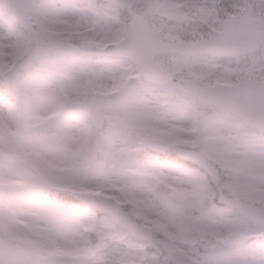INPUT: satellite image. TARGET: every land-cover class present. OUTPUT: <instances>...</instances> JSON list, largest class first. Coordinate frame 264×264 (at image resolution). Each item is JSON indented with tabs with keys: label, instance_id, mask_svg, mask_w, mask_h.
<instances>
[{
	"label": "rangeland",
	"instance_id": "rangeland-1",
	"mask_svg": "<svg viewBox=\"0 0 264 264\" xmlns=\"http://www.w3.org/2000/svg\"><path fill=\"white\" fill-rule=\"evenodd\" d=\"M137 1V11L169 41L191 42L216 27L218 15L203 0ZM88 3L23 0L31 26L24 35L0 12V239L12 244L0 248V264H264V245L225 243L264 239V229L235 210L209 205L215 194L264 207V147L254 142V134L234 128L225 110L197 107L193 94L178 82L127 90L126 76L138 78L130 64L74 57L107 52V44L121 35L107 22L87 30L90 21L110 12L76 11L91 8ZM251 3L264 15V0ZM236 5L231 0L228 11ZM35 45L41 54L26 71L19 70L18 62ZM261 51L248 58L249 77L264 74V45ZM160 58L171 71L205 81L227 82L243 69L198 56ZM86 92L101 100L104 125L99 130L68 113ZM190 116L192 122L186 120ZM136 138L143 146L159 142L167 149H196L220 172L216 193L203 180L166 164L132 159L125 152L137 147ZM37 190L59 196L96 193L119 202L154 232L153 249L144 252V244L125 238L109 218L88 210H63L62 219L55 203L32 198ZM171 191L186 201L176 204ZM15 221L30 231L17 228ZM91 237L109 238V252L90 255Z\"/></svg>",
	"mask_w": 264,
	"mask_h": 264
},
{
	"label": "water",
	"instance_id": "water-1",
	"mask_svg": "<svg viewBox=\"0 0 264 264\" xmlns=\"http://www.w3.org/2000/svg\"><path fill=\"white\" fill-rule=\"evenodd\" d=\"M112 1H116L118 3L120 2V0ZM130 3L132 4V2ZM0 4L14 19L18 20L19 22L28 24L26 21L25 12L22 8L21 0H0ZM136 17L138 19H135L134 17L135 20H133L129 26L127 38H125L120 45L116 46L117 48L115 49V52L120 55H128L131 58L135 59L142 66L145 77L149 80L157 82L166 81L171 78V75L164 71L161 67H159L157 63L152 61V56L154 54L164 50L171 52L179 51L183 53L204 51L221 53L223 51H227L234 46L233 43L236 39V36H234V29L241 23L233 21V23H229L224 26V30L222 32L212 34L205 41H199L190 45H180L177 43L165 44L160 42L157 39L155 33L147 28L143 17L141 15ZM244 18L248 19V34L246 35L245 40H239V44L241 45L239 46V48L248 46V50H250L252 49V47H255L256 39L260 35L259 27L262 21L260 19L252 17L250 14L247 16L245 15ZM148 43L154 44L153 49H149ZM38 53L39 48L36 47L20 61L19 67H27ZM182 81L186 86H188L195 92L197 98L201 102L224 105L236 113L238 112L247 116L250 115V113L242 107L241 103L238 102V92L242 90V87L231 89L230 86H202L188 79ZM255 108L254 119L250 120L249 123L264 129V93L258 99V103ZM80 111L94 120L97 123L96 127H98V121L100 124V118L97 117V114L99 112L98 107L92 110L93 112L86 111V109H80ZM180 155L195 160L196 162L204 165L212 175V179L216 180V172L212 169L208 162H206L202 157L199 156L198 153L192 150H183L182 152H180ZM94 198L95 199H92L90 201L94 206H96L101 211L109 212L118 223L128 227L133 234L141 236L138 230H142L147 234L143 237L150 236V232L139 228L135 223H133L128 214L123 209L118 207V205L112 200L102 198L100 196H95ZM250 219H252V221H254L255 223H261L262 226H264V222L262 220L253 219L251 217Z\"/></svg>",
	"mask_w": 264,
	"mask_h": 264
},
{
	"label": "flooded vegetation",
	"instance_id": "flooded-vegetation-1",
	"mask_svg": "<svg viewBox=\"0 0 264 264\" xmlns=\"http://www.w3.org/2000/svg\"><path fill=\"white\" fill-rule=\"evenodd\" d=\"M167 150H162L161 152H166Z\"/></svg>",
	"mask_w": 264,
	"mask_h": 264
}]
</instances>
